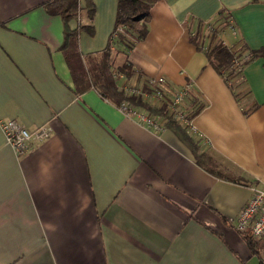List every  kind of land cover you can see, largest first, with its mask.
<instances>
[{"label": "crops", "instance_id": "obj_1", "mask_svg": "<svg viewBox=\"0 0 264 264\" xmlns=\"http://www.w3.org/2000/svg\"><path fill=\"white\" fill-rule=\"evenodd\" d=\"M50 1L0 0V121L52 127L22 154L0 128V264H255L235 224L251 186H264V0H158L128 50L111 38L118 0H90L92 14L79 0L68 21L83 58H105L124 94L149 77L190 84L194 134L154 131L99 89L77 92ZM221 10L234 28L219 37L256 53L241 76L220 73L190 37Z\"/></svg>", "mask_w": 264, "mask_h": 264}, {"label": "trees", "instance_id": "obj_2", "mask_svg": "<svg viewBox=\"0 0 264 264\" xmlns=\"http://www.w3.org/2000/svg\"><path fill=\"white\" fill-rule=\"evenodd\" d=\"M158 0H118L117 15L115 20V28L113 30L114 37L121 41L124 45L123 49H130L136 39L142 38L147 32L145 24L149 16L151 6ZM87 7L90 14L93 12V4L87 0ZM79 8V0H51L47 5V10L52 14H59L64 23L63 43L61 51L63 52L67 64L73 78L75 89L77 92H84L93 87L101 91L102 95L112 100L115 104H119L123 100H127L132 104L145 106L152 112L165 114L164 107H153L137 96H129L118 90L110 78L109 65L107 60L103 58L100 62H91L84 59L79 47L78 36L80 27L71 28L68 21L77 16ZM232 18L226 10H221L211 20L200 22L199 27L190 33L191 40L195 45L204 50L210 63L220 72L226 75L233 74L241 76L244 65L251 60L255 52L248 49L243 39L235 36L230 42H226L220 38L219 33L225 29H229ZM214 25V30L208 35V43L204 44L205 29L207 25ZM234 26V24L232 25ZM82 28V27H81ZM88 30L92 31L90 27ZM107 51L104 55L106 57ZM167 126L182 129L174 120L169 119L165 122ZM199 163L208 170L211 159L206 154L197 155ZM249 248L253 254H258L260 245L249 235H243Z\"/></svg>", "mask_w": 264, "mask_h": 264}, {"label": "built area", "instance_id": "obj_3", "mask_svg": "<svg viewBox=\"0 0 264 264\" xmlns=\"http://www.w3.org/2000/svg\"><path fill=\"white\" fill-rule=\"evenodd\" d=\"M230 29L233 30V21ZM207 33L214 30V25H207ZM234 32V31H233ZM146 89L137 85H124L122 88L129 96L142 97L153 107H164L165 114L155 113L149 109L141 108L127 100L118 104V108L126 115L134 118L154 131L164 127V123L172 119L189 134L197 131L192 122L188 105L190 97V84L172 87L167 84L163 76L147 78ZM0 128L9 144L17 154H22L34 144L44 141L52 132L49 124L28 128L15 119L0 121ZM251 193L245 204L236 216V229L243 235L251 236L260 245V251L255 264H264V186L252 185Z\"/></svg>", "mask_w": 264, "mask_h": 264}]
</instances>
